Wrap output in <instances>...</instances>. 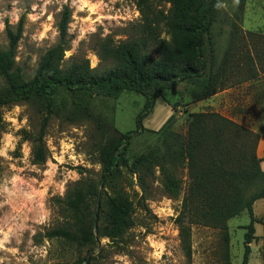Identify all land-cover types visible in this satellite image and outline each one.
<instances>
[{
    "label": "rangeland",
    "instance_id": "374dc122",
    "mask_svg": "<svg viewBox=\"0 0 264 264\" xmlns=\"http://www.w3.org/2000/svg\"><path fill=\"white\" fill-rule=\"evenodd\" d=\"M219 3L218 16L209 30L206 74L179 84L167 94L176 114L161 124L169 105L157 100L151 114L143 120L146 130L131 140L127 151L129 163L141 155L151 154L166 172L161 173L160 167H154L143 192L135 176L122 170L119 184L134 212L133 226L121 239L99 238L94 228L95 244L79 248L64 239L51 238L49 233L74 226L64 207L65 194L79 180L98 179L100 149L116 133L135 129L144 97L136 92H123L117 98L95 95L86 98V106L83 102L77 103L71 92L60 90L44 137L47 159L40 166L32 163L31 143L23 139V133H37L44 116L43 103L32 101L3 109L0 264H87L84 259L88 264H225V247L219 229L193 226L191 254L188 258L185 256L175 218L187 189V171L176 151H166L185 136L188 113L215 112L245 132L260 136L254 149L256 157L263 160L260 170L264 173V153L260 154L264 143V93L261 102L256 103L260 93L254 82L245 81L248 73L237 67L229 73L225 70V58L222 59L223 38L228 35L236 38L240 34L238 11L243 8L244 0H219ZM152 5L164 11L169 7L164 0L152 1ZM65 6L70 9L71 17L70 47L64 54V68L87 60L96 74L104 73L113 63L100 60L97 54L100 43L105 39L115 43L127 41L136 35V26L140 23V14L132 0H0V49L7 46L6 25L14 28L22 19L23 34L18 43L16 65L26 78L46 50L56 44V25ZM205 85L209 91L215 90V94L193 101ZM229 85L233 86L230 91L223 92ZM245 141L250 143L246 147L250 150L252 141L244 137L239 140L241 144ZM78 167L86 171L83 176L78 174ZM168 177L178 183V194L166 189ZM251 183L250 196L264 189V184L258 181ZM252 212L255 238L249 245L248 264H264V198L253 203ZM249 223L246 210L227 222L231 264L242 262L243 238Z\"/></svg>",
    "mask_w": 264,
    "mask_h": 264
},
{
    "label": "trees",
    "instance_id": "16d2710c",
    "mask_svg": "<svg viewBox=\"0 0 264 264\" xmlns=\"http://www.w3.org/2000/svg\"><path fill=\"white\" fill-rule=\"evenodd\" d=\"M132 1L140 14L136 35L120 43L108 39L100 43L97 53L100 60L113 63V67L102 74H96L87 60L63 67L64 54L70 47L71 12L67 6L63 7L56 25V44L41 56L30 77L26 78L16 65L18 43L23 34L22 19L14 28L6 25L7 46L0 49V140L4 132L3 109L32 101L43 103L44 116L37 133H23V139L31 143L34 165L46 162L44 137L60 90L71 92L77 103L83 102L86 106V98L95 95L117 98L123 92H136L145 99L136 117L135 129L116 133L100 149L98 179L79 180L65 194L64 207L74 220V226L54 230L49 237L64 239L79 248L95 244L94 228L99 238L114 241L121 239L133 226V207L126 201L119 184L123 169L135 176L143 192L154 167H160L161 173L166 172L157 157L151 154L141 155L129 163L127 151L131 140L146 130L143 120L151 114L157 100H162L173 110L175 105L167 94L179 84L206 74L209 30L220 8L219 0H164L169 4L165 11L152 5L156 0ZM214 94L215 90L209 91L205 85L193 101L199 102ZM186 122L185 136L174 144L173 149L166 148V151H176L187 171V189L175 218L181 248L185 256L190 257L193 226L219 229L225 247V264H231L227 222L246 210L250 223L245 227L241 264H248L249 245L255 238L252 205L264 198V189L248 195L252 181L264 184V173L260 170L263 160L256 157L254 149L260 136L245 132L215 112L188 113ZM243 137L252 141L250 150L246 148L250 143L239 142ZM77 171L81 176L86 172L81 167ZM165 187L172 194L179 192L178 183L170 177Z\"/></svg>",
    "mask_w": 264,
    "mask_h": 264
},
{
    "label": "crops",
    "instance_id": "0c3cea01",
    "mask_svg": "<svg viewBox=\"0 0 264 264\" xmlns=\"http://www.w3.org/2000/svg\"><path fill=\"white\" fill-rule=\"evenodd\" d=\"M238 16L240 18V34L236 38L229 35L223 38L225 47L222 59L225 58V70L227 69L229 73L234 72L236 67L248 73L249 78L245 81L255 83L260 93L256 99V103H259L262 100L260 97L264 93V0H244L243 8H239ZM235 43H237L236 48L234 47ZM231 87L233 86L229 85L223 92L230 91ZM251 95H253L252 92ZM164 111L159 124L176 114L169 106ZM261 147L263 148V151H260L262 155L264 143H261Z\"/></svg>",
    "mask_w": 264,
    "mask_h": 264
}]
</instances>
